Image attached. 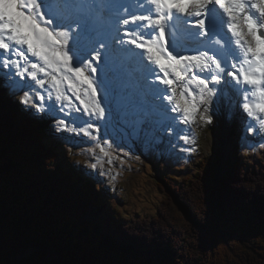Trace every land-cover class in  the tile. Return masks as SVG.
Here are the masks:
<instances>
[{
    "label": "snow or ice",
    "instance_id": "6c2138e0",
    "mask_svg": "<svg viewBox=\"0 0 264 264\" xmlns=\"http://www.w3.org/2000/svg\"><path fill=\"white\" fill-rule=\"evenodd\" d=\"M137 50L163 88L130 70ZM0 77L15 106L0 103V264H123L106 258L120 241L82 226L77 192L43 164L41 126L85 143L115 128L121 151L147 153L191 132L197 114L211 123L213 99L230 88L245 131L264 136V0H0ZM97 147L87 175L116 181L122 156Z\"/></svg>",
    "mask_w": 264,
    "mask_h": 264
},
{
    "label": "trees",
    "instance_id": "16d2710c",
    "mask_svg": "<svg viewBox=\"0 0 264 264\" xmlns=\"http://www.w3.org/2000/svg\"><path fill=\"white\" fill-rule=\"evenodd\" d=\"M6 100L0 91V103ZM42 129L43 164L55 174L54 180L71 184L77 192L82 226L94 224L120 241L106 258L123 264H264V163L238 162L218 186L215 168L206 157L191 176L172 178L164 173L159 187L165 197L156 214L136 218L121 213L100 192L89 197L84 173L67 163L46 137L49 130ZM93 208L103 211L94 213ZM89 209L93 217L84 220Z\"/></svg>",
    "mask_w": 264,
    "mask_h": 264
},
{
    "label": "rangeland",
    "instance_id": "374dc122",
    "mask_svg": "<svg viewBox=\"0 0 264 264\" xmlns=\"http://www.w3.org/2000/svg\"><path fill=\"white\" fill-rule=\"evenodd\" d=\"M0 81L2 82L3 78ZM232 96L233 94L229 95L230 98ZM4 104L6 106L10 105V109L15 110L14 105L8 104V102ZM235 104L236 111L233 109L231 115L234 116L235 124H238L236 128L234 126L224 125L220 108L217 106L215 99H213L209 107L208 114L212 117L211 123H200L199 119H197L196 124H194V133L196 135L198 131L199 134L200 143H197L199 156L195 160V165L193 166L192 164L190 169L185 168V160L181 155V151L184 150L183 147L175 146L172 155L166 154L165 156H160L166 149L165 146H158L156 149L151 148L148 154L149 162L145 164L143 163V157H146L145 152L141 151L140 155L138 153L140 149L142 150L141 146L139 149V145H137L134 149L135 153H131V148L124 146L121 151L120 147L116 144L110 151L114 155L122 156L124 160L123 164H121L120 160H115L111 166L113 168V174L119 173L116 181H110L103 176L98 177L95 174L89 177L87 173L91 169L85 168V165L94 162L93 150L96 155H100L97 143L105 145L107 139L102 142L98 140L85 143L88 138L83 135L55 132L51 129V122L42 126L50 128L48 138L52 139L55 145H58L59 150L64 153L66 160H68L67 163L69 165L74 164L77 170L85 173L86 180H89L86 181V185L89 187L86 194L89 197L91 193L97 195L99 192L100 194L102 192L107 197L106 200L116 205L121 213L141 218L139 214L142 216H145V214H156L158 203L165 197L164 192L159 187V182L163 178L161 173L156 170L155 163L158 168H163V172L168 173L167 176L176 178L192 175L197 170L196 164L199 160L204 157L209 158L213 168H215L214 179L218 186L219 183L225 180L227 173L238 162H244L245 165L264 162V136L250 134L245 131V119L247 121V115L243 112L239 101ZM220 119L221 123L219 122V125L215 126V121ZM227 126L230 128L228 132L226 131ZM225 132H227V138L225 137ZM229 133L232 134L230 135ZM222 144L225 146L224 149ZM104 167L107 168L109 165L105 162ZM92 211L99 214L103 210L102 208H93ZM92 217L93 214L91 213V209H89L84 220H90Z\"/></svg>",
    "mask_w": 264,
    "mask_h": 264
},
{
    "label": "bare ground",
    "instance_id": "6f19581e",
    "mask_svg": "<svg viewBox=\"0 0 264 264\" xmlns=\"http://www.w3.org/2000/svg\"><path fill=\"white\" fill-rule=\"evenodd\" d=\"M132 47H134V46H132ZM140 51L141 50H137L135 58L131 61L130 70L133 72L134 75H136L138 78H140L141 81H143V79L146 77L147 80L153 86L154 90L155 89H160V86L162 85L161 82L155 80V78L152 75H150L151 68L154 67V66L151 65V62H148L147 64L144 63V61L147 60L146 56L143 58V60H141V58L139 56V52ZM31 59H34V58H31ZM138 68H140V69L143 68V69L142 70H140V69L138 70ZM134 69H137L138 72H135ZM163 87L164 86H162V88ZM230 94H233V96L231 98L229 97ZM214 99L216 100V98H214ZM237 100H240L239 96L235 92H233L230 88H225V95L219 97V108H220V112H221V115H222V119H223L224 125L234 126L235 128L238 127L237 126L238 124L237 125L235 124V119L233 118L234 116L231 115V113L233 112V109L236 111V108H235L234 104H235V102H237ZM75 103H76L77 106H80L78 101H75ZM163 104H167L166 106L169 107V108L172 107V105H170L167 100H164ZM80 107H82V106H80ZM229 113H230L231 117L229 116ZM170 114L171 115L172 114L176 115L174 113H170ZM197 117H198L197 119H199V114H197ZM248 119L249 118L247 116V121H248ZM245 122H246V119H245ZM220 123H221V119H220ZM184 128H185L184 131H180L179 129H176L170 135H163L162 136V138H165V139H163L165 143L161 144L159 146H162V145L165 146V147H166V145H168V146L160 154V156H165L166 154L167 155H172V151L174 150L175 146L183 147L184 150L181 151V155H182V158H184V160H185V165H186L185 168L186 169H190L191 168L190 166L192 164L194 166L195 165L194 164L195 160L198 159V156H199L198 155V151H199L198 149H199V147H198V144H196V145L186 144L183 140H179V139L176 138L177 132H179V135H181V136L189 135L191 138H193L195 136L194 125L193 126L191 125V132H188V130H187L188 126H184ZM229 130H230V128H229V126H227L226 131L228 132ZM103 131H104L103 128H101V134H100L99 141L102 142L105 139H107V141H110V145L107 142L105 144V147L109 148V151H110L111 148L114 147L117 144V141L120 140L121 133L119 132L118 129L110 128L109 131L111 132V137H105L103 135ZM227 132L224 133L226 138H227ZM235 132H236V130H235ZM229 134L231 135L232 133H229ZM157 135H162V134L161 133H157ZM165 136H167V137H165ZM225 137H224V140H225ZM140 144L138 143L139 149H140V146H141L142 150L140 149L138 151L139 155L141 154V151H144L142 143H140ZM190 146L191 147L193 146L194 148H193L192 154L188 155V153L186 151L188 150V148ZM222 146H223V149H224L225 146L223 144H222ZM150 150H151V147L149 148L148 152L145 153L146 157L145 156L143 157V163H145V164L147 162H149L148 154H149ZM130 151H131V153H135L134 149H131ZM130 158H131V155H130Z\"/></svg>",
    "mask_w": 264,
    "mask_h": 264
}]
</instances>
